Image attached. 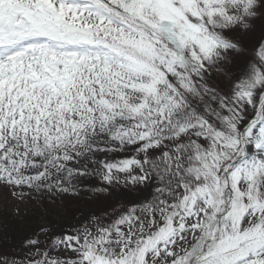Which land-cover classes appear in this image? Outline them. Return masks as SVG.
<instances>
[{
    "label": "snow or ice",
    "instance_id": "snow-or-ice-1",
    "mask_svg": "<svg viewBox=\"0 0 264 264\" xmlns=\"http://www.w3.org/2000/svg\"><path fill=\"white\" fill-rule=\"evenodd\" d=\"M223 2L0 0V264H264V0Z\"/></svg>",
    "mask_w": 264,
    "mask_h": 264
},
{
    "label": "rangeland",
    "instance_id": "rangeland-1",
    "mask_svg": "<svg viewBox=\"0 0 264 264\" xmlns=\"http://www.w3.org/2000/svg\"><path fill=\"white\" fill-rule=\"evenodd\" d=\"M255 28L251 34V38L245 45V48L239 52L231 50L229 53V61H225L227 66L226 70L232 73L233 78L236 80L241 79L248 71L250 65L257 62V58L254 55L253 49L257 46V42L262 36H264V19H257L253 21ZM219 79V78H218ZM220 86L225 91H229L226 81H219ZM71 207L76 210V205L71 202Z\"/></svg>",
    "mask_w": 264,
    "mask_h": 264
},
{
    "label": "clouds",
    "instance_id": "clouds-1",
    "mask_svg": "<svg viewBox=\"0 0 264 264\" xmlns=\"http://www.w3.org/2000/svg\"><path fill=\"white\" fill-rule=\"evenodd\" d=\"M219 9L226 14L233 15L237 19L233 26L238 24L243 30L245 25L251 26V19L257 15L255 9L259 7V0H224Z\"/></svg>",
    "mask_w": 264,
    "mask_h": 264
}]
</instances>
